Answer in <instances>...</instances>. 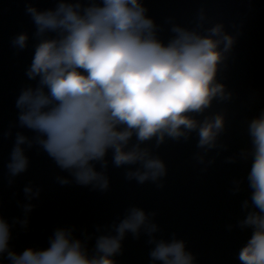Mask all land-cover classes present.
Listing matches in <instances>:
<instances>
[{"label":"clouds","instance_id":"clouds-1","mask_svg":"<svg viewBox=\"0 0 264 264\" xmlns=\"http://www.w3.org/2000/svg\"><path fill=\"white\" fill-rule=\"evenodd\" d=\"M25 12L36 40L25 75L35 85L20 90L15 107L18 127L33 135L15 132L5 165L9 186L28 171L27 152L34 147L68 173L55 177L58 184L75 182L100 192L110 187L109 153L113 167L125 168L126 180L163 188L167 165L154 149L167 140L187 142L195 133L193 159L204 166L202 171L215 163L209 152L227 150L218 142L226 129L225 114L204 113L213 101L233 98L217 77L229 66L239 30L230 33L222 22L205 27L207 16L200 9L193 28L169 17L171 36L165 42L144 0H56L54 8L44 10L27 3ZM10 43L23 51L29 35L21 32ZM13 127L0 131V139L11 137ZM246 131L250 146L225 161L249 164L246 176L233 179L230 189L239 195L246 185L242 218L227 228L250 231L238 250L239 264H264V108L247 120ZM41 191L32 183L23 187L26 202H17L22 216L11 222L0 199V264H117L128 235L147 237L150 264H196L185 240L175 233L170 239L157 238V213L137 206L111 225H95L94 233L84 229L77 236L75 226L56 227L46 247L17 252L10 243L13 228L28 229L36 207L32 201Z\"/></svg>","mask_w":264,"mask_h":264}]
</instances>
